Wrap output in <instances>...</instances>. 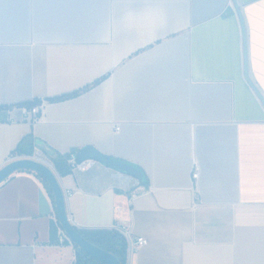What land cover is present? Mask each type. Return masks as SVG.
Returning <instances> with one entry per match:
<instances>
[{"label": "crops", "instance_id": "obj_1", "mask_svg": "<svg viewBox=\"0 0 264 264\" xmlns=\"http://www.w3.org/2000/svg\"><path fill=\"white\" fill-rule=\"evenodd\" d=\"M236 2L245 34L233 0H0V168L54 164L39 141L92 147L147 180L94 159L56 170L68 213L147 237L131 264H264V104L244 49L264 96V0ZM29 136L34 154L15 153ZM60 226L35 172L0 183V264H75Z\"/></svg>", "mask_w": 264, "mask_h": 264}, {"label": "water", "instance_id": "obj_2", "mask_svg": "<svg viewBox=\"0 0 264 264\" xmlns=\"http://www.w3.org/2000/svg\"><path fill=\"white\" fill-rule=\"evenodd\" d=\"M233 2L240 16L243 25V32L245 34L244 22L239 6L236 0H233ZM244 49H245L246 79L264 104V96L257 88V86L253 83V81L250 79L248 74V63H247L245 41H244ZM37 145L45 149L50 155L54 153L51 148H49L45 143L41 141H39ZM89 159L98 160L111 167H115L120 170L129 172L131 174L138 176L140 179H143L144 177V174L141 171V169H139V167L127 163L125 161L115 159L111 156L102 154L101 152L97 151L92 147H86L77 154L78 163H82ZM22 170L34 171L40 174L41 176H43L45 180L48 182L55 197L56 212L59 223L74 244L80 246L88 255H90L92 258L96 259L97 261L103 264H122L120 258L117 255L88 240L85 236H83L80 233V231L78 230L79 227L73 224L67 209V200H66L65 191L61 186L56 171L49 164L34 157H22L15 159L0 168V183L6 180L12 174Z\"/></svg>", "mask_w": 264, "mask_h": 264}, {"label": "trees", "instance_id": "obj_3", "mask_svg": "<svg viewBox=\"0 0 264 264\" xmlns=\"http://www.w3.org/2000/svg\"><path fill=\"white\" fill-rule=\"evenodd\" d=\"M78 94V92L64 95L60 98H69L71 96H74ZM36 104L33 103V105ZM32 136L26 137L21 140V142L18 144L17 148L15 149V153L18 155H33L34 149H35V143H33V139H31ZM40 147V146H39ZM42 148V147H40ZM43 149V148H42ZM52 159L54 162L55 168L57 172L60 175H66L73 171L72 166L68 163V159L70 157V153H59L55 150H53L54 154L56 156L50 155L45 149H43ZM81 150H74L71 153L78 154ZM30 171V170H26ZM34 172V171H30ZM36 173V172H35ZM44 182L45 186L47 187L50 196L54 202L55 208V197L53 194V191L51 187L49 186L48 182L45 180L43 176L36 173ZM144 174V173H143ZM143 180H147L145 175L143 177ZM57 217V212H56ZM58 218V217H57ZM58 220V219H57ZM80 233L85 236L88 240L95 243L96 245L114 253L117 255L122 264H126L127 260V253H128V243L124 235L116 230L115 228H98V229H83L78 228ZM76 249V261L75 264H103L96 259L92 258L90 255H88L80 246L74 244Z\"/></svg>", "mask_w": 264, "mask_h": 264}, {"label": "built area", "instance_id": "obj_4", "mask_svg": "<svg viewBox=\"0 0 264 264\" xmlns=\"http://www.w3.org/2000/svg\"><path fill=\"white\" fill-rule=\"evenodd\" d=\"M44 105L45 102L42 101L41 103L34 104L31 106L28 105H21L22 111L24 113V119L28 121H37L40 119V117L43 115L44 111ZM9 108V107H8ZM9 110V109H8ZM13 121L15 120L12 116L8 117V121ZM119 128V127H117ZM68 163L72 166V169H77V168H85V162L78 163L77 162V154L75 153H70V157L68 159ZM200 176V168L197 162H195L193 166V172H192V179H193V191H194V197H195V202H198L199 200V193H198V188H197V181ZM72 192L68 191L67 195H71ZM129 197L133 199L136 197L139 192L135 190L129 191ZM58 219V218H57ZM59 222V220H58ZM116 230L121 232L124 237L127 240L128 243V253H127V261L126 264H131V256L136 253L139 249L142 247L148 245L149 239L143 235H137L133 232L132 228L130 225H125V224H116L113 226ZM59 231L61 234V240L64 241L65 239L69 240L72 242V240L69 238V236L65 233L64 229L62 226L59 227Z\"/></svg>", "mask_w": 264, "mask_h": 264}, {"label": "rangeland", "instance_id": "obj_5", "mask_svg": "<svg viewBox=\"0 0 264 264\" xmlns=\"http://www.w3.org/2000/svg\"><path fill=\"white\" fill-rule=\"evenodd\" d=\"M46 161H47L46 163L49 164L56 171L54 164L48 160H46Z\"/></svg>", "mask_w": 264, "mask_h": 264}]
</instances>
